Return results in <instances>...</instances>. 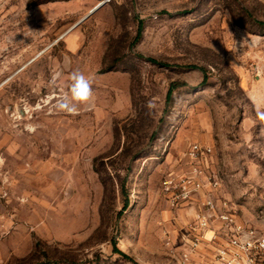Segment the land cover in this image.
Listing matches in <instances>:
<instances>
[{
    "label": "rangeland",
    "instance_id": "1",
    "mask_svg": "<svg viewBox=\"0 0 264 264\" xmlns=\"http://www.w3.org/2000/svg\"><path fill=\"white\" fill-rule=\"evenodd\" d=\"M101 1L0 0V264H218L184 260L162 181L211 147L264 234V0H109L77 25ZM77 70L95 101L73 115Z\"/></svg>",
    "mask_w": 264,
    "mask_h": 264
},
{
    "label": "built area",
    "instance_id": "2",
    "mask_svg": "<svg viewBox=\"0 0 264 264\" xmlns=\"http://www.w3.org/2000/svg\"><path fill=\"white\" fill-rule=\"evenodd\" d=\"M212 148L201 143L190 144L182 162L184 170L172 172L162 181V191L172 208L191 204L201 192L199 210L185 235L189 252L183 254L190 260L192 252L209 246L215 250L218 264H264V234L241 224L229 201L222 196V180L215 172H208L204 160Z\"/></svg>",
    "mask_w": 264,
    "mask_h": 264
},
{
    "label": "clouds",
    "instance_id": "3",
    "mask_svg": "<svg viewBox=\"0 0 264 264\" xmlns=\"http://www.w3.org/2000/svg\"><path fill=\"white\" fill-rule=\"evenodd\" d=\"M59 76L60 73L54 75L51 82L53 85ZM94 101L95 93L92 78L77 70L71 73L68 89L58 98L56 108L59 111L75 115L79 114L81 106L91 107ZM152 106V102L149 101L148 107L151 108ZM256 116L260 121H264V111H257Z\"/></svg>",
    "mask_w": 264,
    "mask_h": 264
},
{
    "label": "crops",
    "instance_id": "4",
    "mask_svg": "<svg viewBox=\"0 0 264 264\" xmlns=\"http://www.w3.org/2000/svg\"><path fill=\"white\" fill-rule=\"evenodd\" d=\"M252 95L254 97L257 96L256 92H252ZM178 169L181 170L182 168L179 166ZM207 192H208L207 190L201 192L200 195L196 197L191 204L185 203L184 205H181L178 208H174L173 218H175L176 220L175 221L172 220L171 224H185L186 226L187 224L192 223L196 211L199 210L198 201L199 199L204 198ZM178 217L182 218V220H179V222L177 221Z\"/></svg>",
    "mask_w": 264,
    "mask_h": 264
},
{
    "label": "water",
    "instance_id": "5",
    "mask_svg": "<svg viewBox=\"0 0 264 264\" xmlns=\"http://www.w3.org/2000/svg\"><path fill=\"white\" fill-rule=\"evenodd\" d=\"M109 0H103L101 1L99 4H97L84 18H82L78 23H81L82 21H84L85 19H87L90 15H92L93 13H95L96 11H98L101 7H103Z\"/></svg>",
    "mask_w": 264,
    "mask_h": 264
},
{
    "label": "trees",
    "instance_id": "6",
    "mask_svg": "<svg viewBox=\"0 0 264 264\" xmlns=\"http://www.w3.org/2000/svg\"><path fill=\"white\" fill-rule=\"evenodd\" d=\"M36 4H37V3H36ZM36 4H35V5H36ZM51 262L55 263L53 260H48V259H47V263H51ZM29 264H30V263H29Z\"/></svg>",
    "mask_w": 264,
    "mask_h": 264
}]
</instances>
